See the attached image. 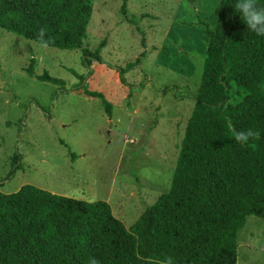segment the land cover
I'll return each mask as SVG.
<instances>
[{
	"label": "rangeland",
	"instance_id": "1",
	"mask_svg": "<svg viewBox=\"0 0 264 264\" xmlns=\"http://www.w3.org/2000/svg\"><path fill=\"white\" fill-rule=\"evenodd\" d=\"M34 1L0 0V180L11 156L21 157L0 192L28 184L103 201L129 229L169 189L220 0H126L124 12L122 0H93L85 38L71 50L25 37ZM102 41V63L89 73L82 49L93 52ZM30 63L35 76L47 72L62 87L29 77ZM77 75L110 104V118L102 99L59 92L78 84ZM236 254V264H264V220L246 219Z\"/></svg>",
	"mask_w": 264,
	"mask_h": 264
},
{
	"label": "trees",
	"instance_id": "2",
	"mask_svg": "<svg viewBox=\"0 0 264 264\" xmlns=\"http://www.w3.org/2000/svg\"><path fill=\"white\" fill-rule=\"evenodd\" d=\"M92 1L60 0L49 7L35 0L25 37L60 50L78 48ZM232 3L220 0L214 29L205 31L200 82L168 191L129 229L103 201L72 199L28 184L0 192V264H236L246 219L264 220V36L247 30ZM255 3L264 7V0ZM103 45L93 52L82 49L80 63L87 72L102 63ZM127 67L119 69L120 84ZM24 72L63 85L47 72L35 76L32 63ZM77 77L78 84L59 92L102 99L83 87L84 76ZM102 103L110 118V104ZM20 160L19 153L11 156L0 187L20 169Z\"/></svg>",
	"mask_w": 264,
	"mask_h": 264
},
{
	"label": "clouds",
	"instance_id": "3",
	"mask_svg": "<svg viewBox=\"0 0 264 264\" xmlns=\"http://www.w3.org/2000/svg\"><path fill=\"white\" fill-rule=\"evenodd\" d=\"M231 7L240 16L248 31L264 36V7H259L255 0H233Z\"/></svg>",
	"mask_w": 264,
	"mask_h": 264
}]
</instances>
